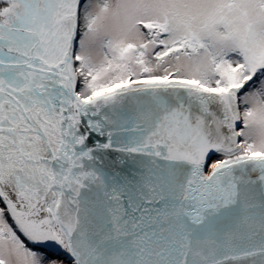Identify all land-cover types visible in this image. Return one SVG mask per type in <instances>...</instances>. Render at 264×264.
Returning a JSON list of instances; mask_svg holds the SVG:
<instances>
[{
    "label": "snow or ice",
    "instance_id": "6c2138e0",
    "mask_svg": "<svg viewBox=\"0 0 264 264\" xmlns=\"http://www.w3.org/2000/svg\"><path fill=\"white\" fill-rule=\"evenodd\" d=\"M0 264H264V0H0Z\"/></svg>",
    "mask_w": 264,
    "mask_h": 264
}]
</instances>
